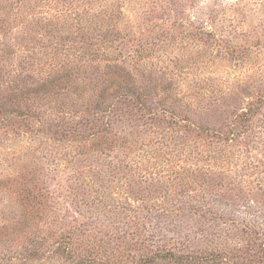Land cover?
Listing matches in <instances>:
<instances>
[{"label":"rangeland","instance_id":"374dc122","mask_svg":"<svg viewBox=\"0 0 264 264\" xmlns=\"http://www.w3.org/2000/svg\"><path fill=\"white\" fill-rule=\"evenodd\" d=\"M160 250L264 264V0H0V264Z\"/></svg>","mask_w":264,"mask_h":264},{"label":"trees","instance_id":"16d2710c","mask_svg":"<svg viewBox=\"0 0 264 264\" xmlns=\"http://www.w3.org/2000/svg\"><path fill=\"white\" fill-rule=\"evenodd\" d=\"M3 124L4 125H8L9 122H11L10 117L5 116L4 118H2ZM187 257V255H186ZM184 255H177L174 252H172L171 250H167V251H157L152 253L151 255H149L148 259L144 262H140L137 264H151L153 262H155V259H167V258H172V259H176V260H182L183 258H186Z\"/></svg>","mask_w":264,"mask_h":264}]
</instances>
